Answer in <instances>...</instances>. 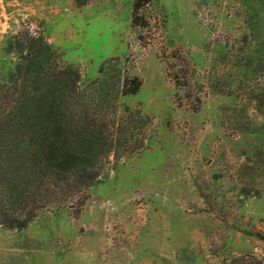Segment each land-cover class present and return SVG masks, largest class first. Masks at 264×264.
<instances>
[{
  "label": "rangeland",
  "instance_id": "rangeland-1",
  "mask_svg": "<svg viewBox=\"0 0 264 264\" xmlns=\"http://www.w3.org/2000/svg\"><path fill=\"white\" fill-rule=\"evenodd\" d=\"M134 2L0 0V99L25 79L10 43L41 37L39 90L75 69L119 148L145 141L77 195L37 194L26 227L0 224V264H264V0H150L146 25Z\"/></svg>",
  "mask_w": 264,
  "mask_h": 264
},
{
  "label": "trees",
  "instance_id": "trees-1",
  "mask_svg": "<svg viewBox=\"0 0 264 264\" xmlns=\"http://www.w3.org/2000/svg\"><path fill=\"white\" fill-rule=\"evenodd\" d=\"M149 1L135 0L134 25H146L139 10ZM30 40L25 54L20 39L10 43V49L19 48L22 54L18 71L25 79L13 80L0 99V224L7 228L29 224L36 213L37 194L44 199L69 189L77 195L102 180L111 155L117 162L145 146L143 141L119 148L108 124L84 100L79 71L58 70L41 79L45 82L39 90L35 74L48 67L39 58L51 56L50 45L41 37ZM141 84L138 77L126 79L122 95L137 93ZM125 109L129 113L123 122H128L132 112L128 106ZM137 116L144 119L141 112Z\"/></svg>",
  "mask_w": 264,
  "mask_h": 264
}]
</instances>
